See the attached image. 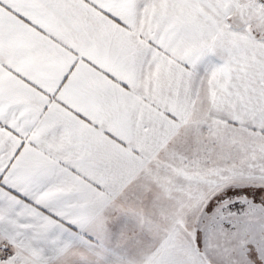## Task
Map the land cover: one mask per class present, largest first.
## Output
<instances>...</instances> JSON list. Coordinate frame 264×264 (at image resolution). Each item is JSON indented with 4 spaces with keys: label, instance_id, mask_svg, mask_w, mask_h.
Listing matches in <instances>:
<instances>
[{
    "label": "snow or ice",
    "instance_id": "snow-or-ice-1",
    "mask_svg": "<svg viewBox=\"0 0 264 264\" xmlns=\"http://www.w3.org/2000/svg\"><path fill=\"white\" fill-rule=\"evenodd\" d=\"M0 264H264V0H0Z\"/></svg>",
    "mask_w": 264,
    "mask_h": 264
}]
</instances>
